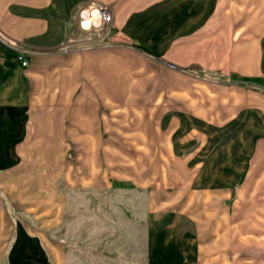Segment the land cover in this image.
<instances>
[{"label": "crops", "instance_id": "crops-1", "mask_svg": "<svg viewBox=\"0 0 264 264\" xmlns=\"http://www.w3.org/2000/svg\"><path fill=\"white\" fill-rule=\"evenodd\" d=\"M84 1L0 0V264L70 263L72 201L115 185L81 161L117 143L118 105L175 129L200 211L158 233L149 212L147 264H264V0H104L107 34L64 53Z\"/></svg>", "mask_w": 264, "mask_h": 264}, {"label": "rangeland", "instance_id": "rangeland-1", "mask_svg": "<svg viewBox=\"0 0 264 264\" xmlns=\"http://www.w3.org/2000/svg\"><path fill=\"white\" fill-rule=\"evenodd\" d=\"M90 1L109 7L104 0H86L77 7L75 15ZM83 34L76 28V18L72 19L67 42L81 41L85 39ZM119 95L124 100L121 96L124 91L119 89ZM118 108L117 119L113 120L118 125L117 143L97 146L105 160L81 161L86 167L101 163L103 169H112L115 185L109 192L96 194L95 202L87 200L78 206L72 201L66 233L72 254L69 264H147L149 212L150 231L156 233L162 232L163 224L178 220L180 213L195 216L200 212L189 200L188 189L193 177L185 163L173 155L174 148H178L172 142L175 129L158 128L156 114L146 122L142 121L141 113L125 112V107L120 105ZM143 134L146 137L140 139ZM185 155L188 154H182ZM185 214L174 229L176 235L191 232L192 226ZM158 243L151 241V246ZM250 254L264 255V248L253 249Z\"/></svg>", "mask_w": 264, "mask_h": 264}, {"label": "built area", "instance_id": "built-area-1", "mask_svg": "<svg viewBox=\"0 0 264 264\" xmlns=\"http://www.w3.org/2000/svg\"><path fill=\"white\" fill-rule=\"evenodd\" d=\"M112 23V13L109 7L96 1H90L85 6L80 8L76 14V28L80 33H94L100 37L107 34ZM70 43H65L61 51L69 52ZM20 65L26 67L28 60L24 50L19 51L17 57Z\"/></svg>", "mask_w": 264, "mask_h": 264}, {"label": "bare ground", "instance_id": "bare-ground-1", "mask_svg": "<svg viewBox=\"0 0 264 264\" xmlns=\"http://www.w3.org/2000/svg\"><path fill=\"white\" fill-rule=\"evenodd\" d=\"M166 176V175H165Z\"/></svg>", "mask_w": 264, "mask_h": 264}]
</instances>
